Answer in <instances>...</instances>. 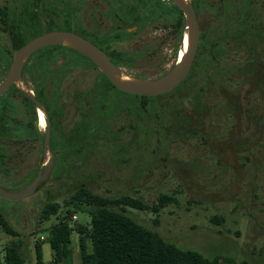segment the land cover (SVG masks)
<instances>
[{
	"label": "rangeland",
	"instance_id": "1",
	"mask_svg": "<svg viewBox=\"0 0 264 264\" xmlns=\"http://www.w3.org/2000/svg\"><path fill=\"white\" fill-rule=\"evenodd\" d=\"M50 1H59L56 13L49 12L44 4L32 13L35 17L27 14L23 37L12 36L0 12V83L23 39L33 38L38 31L45 33L52 27V31H68L67 24L89 37L95 26L94 37L98 39L113 28L104 13L107 8L103 0H68L71 19L57 14L63 12L62 0ZM162 1L167 6L174 3ZM248 1L264 21V0ZM13 2L0 0V10L11 6L19 13V3ZM233 2L238 0L194 1L201 36H218L224 28L222 6ZM175 17L165 16L127 41L113 40L112 48L131 55L130 66L120 68L145 79H157L169 72L178 62L185 33ZM68 62L79 65L65 77L59 75L63 106L59 116L65 140H73L83 115L90 110L84 98L77 101L76 93L93 88L102 80V73L79 61L72 50L48 47L28 61L22 85L32 93L34 85L42 79L52 82L56 70L60 74ZM222 62L229 71L223 85L203 79L202 113L196 110L193 96L197 89L191 83L172 95L145 103L114 90L104 111L94 106L88 113L86 129L99 138L97 144L74 142L65 155L59 149L58 173L35 196L25 200L0 196V214L18 234L8 235L0 229L2 259L6 245L21 241L26 264H37L35 244L44 237L47 241L41 246L47 248L46 230L59 222V216L43 218L45 205L56 201L65 212L71 193L87 187L106 197L130 195L148 204H155L161 193L172 195L175 202L159 215L131 208L128 211L165 240L208 259L220 256L233 258L235 264H264V43L256 48L228 45ZM42 154L40 147L17 148L0 138V186L17 192L30 184L44 170ZM90 220L86 213L67 219L73 230L87 226ZM71 249L72 264H82L76 231Z\"/></svg>",
	"mask_w": 264,
	"mask_h": 264
},
{
	"label": "trees",
	"instance_id": "2",
	"mask_svg": "<svg viewBox=\"0 0 264 264\" xmlns=\"http://www.w3.org/2000/svg\"><path fill=\"white\" fill-rule=\"evenodd\" d=\"M12 1L19 3V13L14 11L11 6H8L4 10L1 9L0 12L6 27L11 29L13 37L24 36V20L27 14L29 17H35L32 13L41 10L44 4L49 12L56 13L55 7L56 4L59 3V1L50 0ZM194 1L195 0H192V3L195 7ZM248 2L247 0L241 2L238 0L236 3L223 4L221 15L224 23L223 30H221L218 36H216V34H205L201 37L192 71L184 84L179 87L181 88L189 83L195 85L197 91L196 95L193 96V100L196 104V110L200 113L204 111L202 110V102L205 97V93H203V79L210 83L213 82V84L221 83V85H223L225 78L229 74V71L222 65L224 63L222 62V57L226 55L227 46L235 44L245 48L249 46L256 48L258 44L264 43V21L260 13L254 8L253 3L250 1ZM68 3V0H62L60 4L64 6L63 12L61 10L60 13L57 14L63 13L65 17L71 19L73 14ZM180 13V26L184 28V17L182 11H180ZM65 26L68 27V31H72L88 39L87 36L71 28L70 25L66 24ZM51 29L50 31H52ZM41 34L43 33L38 31L37 35L35 34L33 38ZM31 39H23L20 49ZM52 48L71 50L65 47ZM75 53L79 61L88 62L96 67L91 60L77 52ZM107 55L111 61L119 67L130 66V54L119 50H113L112 52L107 51ZM77 65H79V63H66L60 70V77L62 78L68 75L70 71H72V67ZM258 65L259 61L257 62V66ZM101 79V81L97 82L96 85L88 91L76 93L77 101H81L84 98L85 101L89 103L90 110L94 106H99L101 111H104V104L110 100L109 96L114 90L125 94L117 90L103 74ZM179 88L170 94L156 98L134 97L145 103L149 100H158L172 95L177 92ZM199 90H201V92H199ZM89 111H86V114L83 115V122L74 132V140L81 144L86 141H91V144L94 146V144H97L99 141V138H94L93 135L91 136L86 129ZM148 112L149 111H146V113ZM142 114L141 112V115ZM60 149V154H66V152L71 151L68 150L69 148ZM80 150L81 148L78 151ZM50 181H48V183H50ZM174 202L175 198L166 193H161L155 204H148L143 199L130 195L106 197L95 193L87 187H79L71 193L69 199L66 201L67 210L65 212H61L60 205L56 201L48 202L43 209V218L48 219L51 216H59V222L53 225L49 230H46L49 234L48 241L55 257L54 263L71 261L73 255L71 249L73 233L76 231L78 233L82 264H235L233 258L216 256L212 259H208L197 251L183 249L177 244L165 240L152 229L147 228L136 220L128 211V208H131L159 215L163 209ZM76 213H86L91 220L87 226H79L76 230H73V227L67 219ZM155 224H158V220H155ZM0 229L8 235L18 236L12 224L1 214ZM35 251L37 264H43V253L39 243L35 244ZM4 253L3 262L2 252L0 250V264H26L23 255V243L21 241H15L6 245ZM239 264L250 263L242 261Z\"/></svg>",
	"mask_w": 264,
	"mask_h": 264
},
{
	"label": "flooded vegetation",
	"instance_id": "3",
	"mask_svg": "<svg viewBox=\"0 0 264 264\" xmlns=\"http://www.w3.org/2000/svg\"><path fill=\"white\" fill-rule=\"evenodd\" d=\"M102 2H104L107 8L104 13L112 20L113 28L111 31L109 30V32L101 34L100 38L97 39L94 37L97 31V29L94 30V26L88 40L105 51L106 54L107 51L112 52L113 50H117L111 47L113 40H116V42L127 41L129 37L131 38V36L133 37L144 32L153 22L159 21L165 18V16H176L177 24L180 25L181 10L175 3L167 6L169 4H165L162 0H103ZM196 12L198 15L197 9ZM131 20L132 23H130ZM142 22H145V24H142ZM123 34L125 36L117 39L118 36H122ZM26 66L23 71V77L26 72ZM59 75L58 70H56L55 78L52 82H48L49 80L46 82L45 79H42L38 86H33L32 94L43 105L46 112L44 127L40 126L39 110L36 104L20 87L14 84L0 97V138H3V141L7 142L10 146L17 148L27 147V145L40 147L43 152L41 159H43L46 136L49 131L50 155L53 163L55 162V167H52V176L49 181L58 173L59 149L70 148L75 142L74 137L73 140L70 138L65 140L62 134L63 130L60 124L59 112L63 106L60 104ZM30 82L32 83V81Z\"/></svg>",
	"mask_w": 264,
	"mask_h": 264
},
{
	"label": "water",
	"instance_id": "4",
	"mask_svg": "<svg viewBox=\"0 0 264 264\" xmlns=\"http://www.w3.org/2000/svg\"><path fill=\"white\" fill-rule=\"evenodd\" d=\"M172 1L184 15L185 33L188 36V49L183 58L178 61L169 72L160 78L145 79L126 73L122 68L110 60L105 51L90 40L72 31H49L31 39L16 53L7 77L0 84V97L15 84L32 99L38 110L43 111L46 115L43 105L37 101L30 91L24 89L22 78L25 66L31 57L40 50L48 47H65L85 56L96 65L97 69L117 90L125 94L145 98H156L172 93L178 89L190 75L198 53L201 38L199 18L192 1ZM49 134L48 131L44 147V161H46L44 170H41L30 184L17 192L0 186L1 197L8 200H25L35 196L41 188L48 183L53 167L51 155L48 159V154H50Z\"/></svg>",
	"mask_w": 264,
	"mask_h": 264
},
{
	"label": "crops",
	"instance_id": "5",
	"mask_svg": "<svg viewBox=\"0 0 264 264\" xmlns=\"http://www.w3.org/2000/svg\"><path fill=\"white\" fill-rule=\"evenodd\" d=\"M46 241L47 240L45 238L44 242H46ZM44 242H41L40 245ZM72 245H73V243H72ZM41 249H42V253H43V264H55L54 263L55 257H54V254H53V251L51 249L50 244L47 246V248L41 246ZM34 251H35V246H34ZM35 254H36V251H35ZM3 262H4V259H3ZM65 263H67V261L62 262V263H57V264H65ZM71 264H72V261H71Z\"/></svg>",
	"mask_w": 264,
	"mask_h": 264
},
{
	"label": "bare ground",
	"instance_id": "6",
	"mask_svg": "<svg viewBox=\"0 0 264 264\" xmlns=\"http://www.w3.org/2000/svg\"><path fill=\"white\" fill-rule=\"evenodd\" d=\"M187 49H188V36H187V34L185 33L184 42H183V45H182L181 52L179 53L178 61H180V60L183 58V56H184V54L186 53ZM38 114H39V119H40V126H41V127H44V126H45V123H46V122H45V114H44V112L41 111V110L38 111ZM40 126H39V127H40ZM40 129H41V128H40Z\"/></svg>",
	"mask_w": 264,
	"mask_h": 264
},
{
	"label": "built area",
	"instance_id": "7",
	"mask_svg": "<svg viewBox=\"0 0 264 264\" xmlns=\"http://www.w3.org/2000/svg\"><path fill=\"white\" fill-rule=\"evenodd\" d=\"M73 219H75V220H76V219H77V216H76V215H75V216H73ZM40 241H41V242H44V241H45V238H44V237H41Z\"/></svg>",
	"mask_w": 264,
	"mask_h": 264
}]
</instances>
